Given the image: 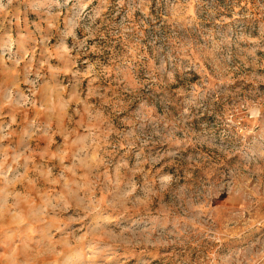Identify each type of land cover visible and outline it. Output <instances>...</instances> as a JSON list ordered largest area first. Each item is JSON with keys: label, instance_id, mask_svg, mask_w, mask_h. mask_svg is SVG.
Listing matches in <instances>:
<instances>
[{"label": "rangeland", "instance_id": "obj_1", "mask_svg": "<svg viewBox=\"0 0 264 264\" xmlns=\"http://www.w3.org/2000/svg\"><path fill=\"white\" fill-rule=\"evenodd\" d=\"M0 264H264V0H0Z\"/></svg>", "mask_w": 264, "mask_h": 264}]
</instances>
